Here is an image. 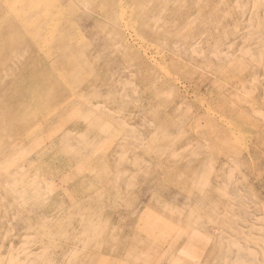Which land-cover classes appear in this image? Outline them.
I'll list each match as a JSON object with an SVG mask.
<instances>
[{"label": "rangeland", "instance_id": "rangeland-1", "mask_svg": "<svg viewBox=\"0 0 264 264\" xmlns=\"http://www.w3.org/2000/svg\"><path fill=\"white\" fill-rule=\"evenodd\" d=\"M181 262L264 264V0H0V264Z\"/></svg>", "mask_w": 264, "mask_h": 264}, {"label": "bare ground", "instance_id": "bare-ground-1", "mask_svg": "<svg viewBox=\"0 0 264 264\" xmlns=\"http://www.w3.org/2000/svg\"><path fill=\"white\" fill-rule=\"evenodd\" d=\"M44 6H46V4L44 3L43 4V7ZM37 41V39H34L33 40V43H35ZM33 85V84H32ZM38 90V89H37ZM39 95V94H38ZM26 96V95H25ZM32 98V97H31ZM67 104V103H66ZM66 104H64V105H62V106H66ZM61 105H60V107H62ZM86 106V105H85ZM36 109V108H35ZM78 110V109H77ZM39 112V111H38ZM36 113H37V111H36ZM82 122V121H81ZM87 122V121H86ZM69 124H70V122H69ZM84 124V123H83ZM82 125V124H81ZM78 126V125H77ZM75 127V126H74ZM30 130V129H29ZM148 131V130H147ZM23 136V135H22ZM141 164V163H140ZM154 164V163H153ZM161 164H163V163H161ZM146 166V165H145ZM132 167V166H131ZM131 167H130V169H131ZM153 167V166H152ZM133 168V167H132ZM135 168V167H134ZM139 168V167H138ZM141 168V167H140ZM139 168V169H140ZM143 168H145V167H143ZM157 168V167H156ZM134 170V169H133ZM158 170V169H157ZM167 170V169H166ZM145 171V170H144ZM163 172H164V170H163ZM151 195V194H150ZM214 196V195H213ZM144 217V216H143ZM147 220V219H146ZM137 225V224H136ZM177 229V228H176ZM147 232V231H146ZM150 232V231H149ZM168 232V231H167ZM177 232V231H176ZM172 234V233H171ZM155 235V234H154ZM173 235V234H172ZM147 236V235H146ZM176 238V237H175ZM178 240V239H177ZM159 241V240H158ZM202 241V240H201ZM161 242V241H160ZM198 243V242H197ZM205 243V242H204ZM159 244V243H158ZM207 245V244H206ZM162 246V245H161ZM205 246V245H204ZM130 249V248H129ZM209 249V248H208ZM127 250V249H126ZM211 250V249H210ZM209 250V251H210ZM129 251V250H128ZM127 252V251H126ZM124 258V257H123ZM100 260V259H99ZM113 261V260H112ZM86 262H88V260L86 261ZM106 263V262H105ZM182 263V262H181ZM87 264V263H86ZM183 264V263H182Z\"/></svg>", "mask_w": 264, "mask_h": 264}]
</instances>
